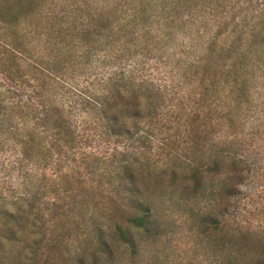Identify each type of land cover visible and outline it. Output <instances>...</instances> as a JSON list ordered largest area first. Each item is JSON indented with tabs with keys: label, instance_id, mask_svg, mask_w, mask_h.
Instances as JSON below:
<instances>
[{
	"label": "trees",
	"instance_id": "obj_1",
	"mask_svg": "<svg viewBox=\"0 0 264 264\" xmlns=\"http://www.w3.org/2000/svg\"><path fill=\"white\" fill-rule=\"evenodd\" d=\"M256 94L264 0H0V247L37 262L73 221L92 255L132 252L156 197L228 204ZM198 218L224 264H252Z\"/></svg>",
	"mask_w": 264,
	"mask_h": 264
},
{
	"label": "rangeland",
	"instance_id": "obj_2",
	"mask_svg": "<svg viewBox=\"0 0 264 264\" xmlns=\"http://www.w3.org/2000/svg\"><path fill=\"white\" fill-rule=\"evenodd\" d=\"M255 98L257 108L238 127L240 135L235 142L244 144L238 148L247 167L230 179L235 191L228 204L196 202L180 194L156 197L155 230L135 233L132 252L126 245L110 244L108 254L92 255L86 227L71 221L54 251L38 252L39 261L29 262V251L22 242L0 247V264H40L44 258L48 264H224L227 254L199 226L198 214L205 211L228 223L235 248L246 240L252 248V264H264V108L261 96Z\"/></svg>",
	"mask_w": 264,
	"mask_h": 264
}]
</instances>
